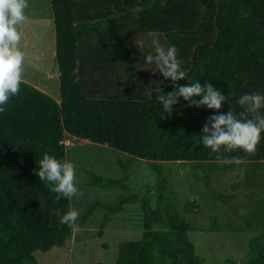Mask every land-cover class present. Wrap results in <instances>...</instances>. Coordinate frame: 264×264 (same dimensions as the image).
Here are the masks:
<instances>
[{"label": "trees", "instance_id": "obj_1", "mask_svg": "<svg viewBox=\"0 0 264 264\" xmlns=\"http://www.w3.org/2000/svg\"><path fill=\"white\" fill-rule=\"evenodd\" d=\"M51 5L60 100L23 80L19 95L0 113V264H37V251L62 247L71 237L73 229L60 225L55 215L69 210L70 200L56 201V194L34 173L44 154L65 161L66 134L107 145L130 160L148 161L157 174L151 187L157 205L142 198L141 237L119 243L116 264H203L187 234L193 226L172 210L168 180L158 163L247 161L264 167V134L256 155L234 151L217 158L200 143L201 129L215 110L188 107L180 98L171 115L160 118L157 97L173 91L170 80L163 77L145 96L97 97L95 87L86 90V83L94 84L96 63L138 60L133 39L157 33L178 49L187 69V79L178 83H212L227 97L221 111L227 113L230 103L239 116L242 95L264 94V0H51ZM261 175L256 185L264 188V171ZM87 176L91 187L126 189L116 178L97 172ZM232 197L217 195L223 202ZM138 199L136 192H122L113 202L93 201L78 224L84 225L99 207L105 225ZM261 200L264 204V196ZM262 206L248 213L243 224L227 227L258 229L247 241L241 264H264Z\"/></svg>", "mask_w": 264, "mask_h": 264}, {"label": "rangeland", "instance_id": "obj_2", "mask_svg": "<svg viewBox=\"0 0 264 264\" xmlns=\"http://www.w3.org/2000/svg\"><path fill=\"white\" fill-rule=\"evenodd\" d=\"M46 2L47 0H29V12L26 14L30 21L27 19L21 25L25 42L24 75L31 83L44 85L40 80L47 76L46 73H50L49 83L56 88L50 87L49 91L59 98L54 56L55 33L52 37V33L48 31ZM32 17L34 21H31ZM37 17L39 20H36ZM144 34L149 37L148 42L147 39L143 40L146 42L145 52H149V34L152 33ZM135 40L141 41L139 35L132 41L138 50ZM163 40L165 47L169 46ZM134 52L136 54L137 51ZM140 59H143L141 53L137 61ZM133 75L137 78L145 75L144 82L148 80L146 74L137 73L135 70ZM93 76L95 78V74ZM93 86L95 82L86 83V90H91ZM63 143L65 161L75 165L78 187L82 193L81 196L73 197L70 205L80 215L89 203L113 202L122 192H136L139 199L130 201L120 213L112 214L105 225H102L103 209L96 208L84 225H79L77 221L78 230H72L71 237L62 247L37 251V264H116L119 243L141 237L142 198L147 197L150 205H157L156 193L151 189L157 183V174L153 172L148 161L130 160L128 154L107 145L69 134L65 135ZM158 164L161 166V175L168 180L167 196L172 203V210L193 226L187 234L203 264H241L248 251L247 241L258 229L233 231L227 227L234 223L243 224L248 213L255 207L258 210L262 206L264 188L257 187L256 181L262 180L264 167L257 168L247 161H220L212 163L211 166L208 163L199 165L179 161ZM87 172H97L105 178H116L126 189L120 186L91 187L88 185ZM250 192H254L252 196H249ZM218 194L233 197L228 202H223L217 199ZM262 207L264 208V204ZM261 216L263 215L259 217ZM219 225L224 229L216 231Z\"/></svg>", "mask_w": 264, "mask_h": 264}, {"label": "clouds", "instance_id": "obj_3", "mask_svg": "<svg viewBox=\"0 0 264 264\" xmlns=\"http://www.w3.org/2000/svg\"><path fill=\"white\" fill-rule=\"evenodd\" d=\"M29 7V0H0V113L5 111L4 105L11 97L19 95L23 83L25 51L20 26L28 19L26 13ZM149 35L151 51L145 52L146 44L143 41L135 40V44L144 63L152 65L150 69L158 70L165 80H170L173 88V91L157 97L162 105L160 118L170 116L180 98L188 102V107L206 106L217 114L210 115L201 129L200 143L203 147L216 153L217 158H221L222 152L234 151H242L248 156L256 155L264 134V94L253 92L242 95L237 103L244 111L239 116L234 114L230 103L227 113L221 111L227 101L226 95L212 83L201 84L197 81L179 84V81L187 79L188 72L178 58V49L174 45L165 47L154 33ZM38 165L34 173L56 194V201L61 198L72 200L82 195L73 163L44 154ZM55 215L59 217L60 225L78 230V210L69 208L64 213L57 210Z\"/></svg>", "mask_w": 264, "mask_h": 264}, {"label": "crops", "instance_id": "obj_4", "mask_svg": "<svg viewBox=\"0 0 264 264\" xmlns=\"http://www.w3.org/2000/svg\"><path fill=\"white\" fill-rule=\"evenodd\" d=\"M46 3H47V16H48L47 27H48V31L52 33V37H53L54 26H53V12H52L51 0H47ZM27 12H29V10H27ZM28 20L30 21V19ZM34 20L35 19L32 17L31 21ZM36 20H39V17H37ZM20 31L23 34L24 29L21 26H20ZM154 34H156L161 39L163 38L166 42L168 41L163 35H159L157 33ZM147 35L148 34L142 33L139 35V39L141 41L147 39L146 42H148L149 37ZM161 39L160 41L162 43L163 39L162 40ZM22 46L24 49L25 42L23 41V38H22ZM149 49L151 50L150 47ZM54 56H55V42H54ZM152 67H153L152 65H148L144 63L143 59L142 60L140 59L139 61L135 60L130 63H126V62L96 63L93 71V74H95V78H93V81L95 82V86H93L95 87V96L97 97H106L112 95L145 96V94H148L152 89L159 87L164 82L162 80L163 76L159 73L158 70L156 71L151 70L150 68ZM134 70L137 73L146 74L148 78L147 82H144L145 75H143L142 77L139 76L138 78L135 75H133ZM56 73L57 75H59L58 69ZM46 74L47 76L44 77V79L40 80L43 81V83H45L44 85H40L39 83H34V82L31 83L30 79L25 75L23 76V80L39 88L40 90L47 93L49 96L53 97L56 101L59 102L60 96L58 98L55 95H52V93H50L49 91L50 87L56 88V86H53L49 83L51 81L49 80L51 74L50 73H46Z\"/></svg>", "mask_w": 264, "mask_h": 264}]
</instances>
